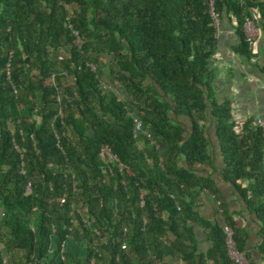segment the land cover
<instances>
[{
  "label": "trees",
  "instance_id": "trees-1",
  "mask_svg": "<svg viewBox=\"0 0 264 264\" xmlns=\"http://www.w3.org/2000/svg\"><path fill=\"white\" fill-rule=\"evenodd\" d=\"M212 2L0 0V264H238L224 227L254 264L219 182L264 260L262 129L214 86L219 26L250 61L264 0Z\"/></svg>",
  "mask_w": 264,
  "mask_h": 264
},
{
  "label": "crops",
  "instance_id": "crops-1",
  "mask_svg": "<svg viewBox=\"0 0 264 264\" xmlns=\"http://www.w3.org/2000/svg\"><path fill=\"white\" fill-rule=\"evenodd\" d=\"M256 30V37L251 44L253 58L248 61L236 56L232 51V47L237 43L233 25L224 21L221 23L216 35L218 37V56L215 62L217 77L214 86L219 98L222 96L231 97L234 118L237 123H242L248 117H252L258 125V122L264 123V74L258 68V66L262 67L264 63V31L260 28ZM219 162L218 159L215 165L218 166ZM218 185L225 197L232 200L229 204L230 211L240 213L238 216L236 215L235 220L248 234V252L253 263L264 264V260L257 252L261 224L253 216H250L242 205L233 202L235 197L231 187L222 182H219ZM217 205L213 197H210V199L204 200L199 211L208 219H219Z\"/></svg>",
  "mask_w": 264,
  "mask_h": 264
},
{
  "label": "built area",
  "instance_id": "built-area-1",
  "mask_svg": "<svg viewBox=\"0 0 264 264\" xmlns=\"http://www.w3.org/2000/svg\"><path fill=\"white\" fill-rule=\"evenodd\" d=\"M210 1V15L213 16L214 18L216 17L215 13L213 12V2L212 0H209ZM252 22L250 21H247L245 23V30H246V37L248 39V41L252 42L253 38L252 36H248V33H247V29L246 27L248 26V24H250ZM216 25H217V22H216ZM256 33H257V30H256ZM76 34V33H75ZM92 67V66H91ZM93 68V67H92ZM136 126L137 128H139V122L137 121L136 122ZM258 126L262 129V135H263V139H264V123L263 122H258ZM218 204V203H217ZM224 231L226 233V245H227V248H228V252H229V256L238 264H243L240 260L241 259H244V257L238 253L235 248H234V244H233V241H232V230L229 228V227H224ZM124 248V246H123ZM245 260V259H244ZM246 261V260H245ZM247 262V261H246ZM247 264V263H246Z\"/></svg>",
  "mask_w": 264,
  "mask_h": 264
},
{
  "label": "rangeland",
  "instance_id": "rangeland-1",
  "mask_svg": "<svg viewBox=\"0 0 264 264\" xmlns=\"http://www.w3.org/2000/svg\"><path fill=\"white\" fill-rule=\"evenodd\" d=\"M246 29H247L248 36H252L253 38L256 37V34H257L256 33V28H255V26H254L253 23L248 24V26L246 27ZM240 261L243 264H246L247 263L244 259H241Z\"/></svg>",
  "mask_w": 264,
  "mask_h": 264
}]
</instances>
